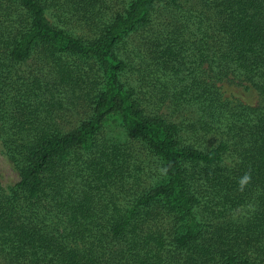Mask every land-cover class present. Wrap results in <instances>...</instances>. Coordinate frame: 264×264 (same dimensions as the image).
<instances>
[{
    "label": "trees",
    "instance_id": "obj_1",
    "mask_svg": "<svg viewBox=\"0 0 264 264\" xmlns=\"http://www.w3.org/2000/svg\"><path fill=\"white\" fill-rule=\"evenodd\" d=\"M0 146V264H264V0H0Z\"/></svg>",
    "mask_w": 264,
    "mask_h": 264
},
{
    "label": "rangeland",
    "instance_id": "obj_2",
    "mask_svg": "<svg viewBox=\"0 0 264 264\" xmlns=\"http://www.w3.org/2000/svg\"><path fill=\"white\" fill-rule=\"evenodd\" d=\"M222 91L226 96H234L248 104H254L258 101L257 92L251 87L236 84H224L221 86ZM106 130L109 133H117L119 128L116 122L110 120L107 122ZM19 179L17 171L14 169L12 163L7 159L0 146V182L3 186L12 185ZM236 209L230 214L233 217L244 214V210Z\"/></svg>",
    "mask_w": 264,
    "mask_h": 264
}]
</instances>
